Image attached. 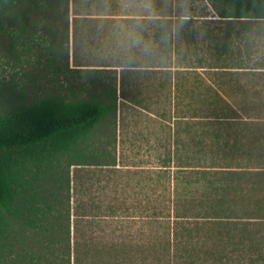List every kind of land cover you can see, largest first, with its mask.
Listing matches in <instances>:
<instances>
[{
	"label": "rangeland",
	"instance_id": "374dc122",
	"mask_svg": "<svg viewBox=\"0 0 264 264\" xmlns=\"http://www.w3.org/2000/svg\"><path fill=\"white\" fill-rule=\"evenodd\" d=\"M20 19L0 18V115L42 99H67L80 83L81 98L102 89L116 95L115 116L96 133L99 165L60 157L39 172L38 195L57 217L62 256L68 223L72 264H162L179 255L172 247L177 233L198 239L179 223L195 213L191 166L205 153L192 137L208 129L207 86L220 82L221 68H264V20L221 19L209 0H69L66 12L62 6L48 17ZM137 23L142 42L121 39ZM51 46L60 50L49 54ZM255 75L235 79L255 89L264 72ZM34 232L36 251L47 235ZM203 234L196 262L248 264L245 247L228 244L226 235ZM237 249L242 252L231 253Z\"/></svg>",
	"mask_w": 264,
	"mask_h": 264
},
{
	"label": "trees",
	"instance_id": "16d2710c",
	"mask_svg": "<svg viewBox=\"0 0 264 264\" xmlns=\"http://www.w3.org/2000/svg\"><path fill=\"white\" fill-rule=\"evenodd\" d=\"M209 2L221 19H264V0ZM68 4L69 0H0V18L48 17L62 6L68 11ZM53 50L60 49L51 46L49 54ZM65 57L68 60V51ZM76 88H72V96L67 99H42L17 112L0 115V264H72L70 225L68 223L65 230L64 257L59 248L60 231L55 226L57 217L50 215V205L38 195L39 172L48 170L60 157L70 159L71 165L98 164L95 160L99 153L94 146L99 140L96 133L109 115L116 114L115 92L101 88L103 94L92 90L81 98L79 93L84 84ZM214 94L216 99L210 104V112L219 118L225 108L229 111L231 108L225 101L220 105L218 92ZM199 112L201 114V109ZM105 138L108 139L106 135ZM220 170L215 174L221 177L236 174L229 167ZM195 173L200 178L194 197L195 213L185 215L183 219L187 222L179 224L185 225V231L191 236L196 234L198 239L184 240L177 233L178 243L172 247L176 246L175 252L179 255L167 258L162 264H208L203 260L196 262L194 258L201 253L206 231L212 237L226 235L230 240L228 244L245 247L248 264H264V191L260 195L246 193L237 198L227 192L226 186H213L205 180L212 174L210 170L198 169ZM254 175L264 173H248V176ZM44 231L46 242L41 238ZM32 232L41 238L36 251L31 248ZM166 249L171 254V247ZM237 252L242 250L231 253ZM223 260L219 259L217 264H228ZM76 262L79 264L78 259Z\"/></svg>",
	"mask_w": 264,
	"mask_h": 264
},
{
	"label": "crops",
	"instance_id": "0c3cea01",
	"mask_svg": "<svg viewBox=\"0 0 264 264\" xmlns=\"http://www.w3.org/2000/svg\"><path fill=\"white\" fill-rule=\"evenodd\" d=\"M219 70H224L220 71L224 73L217 74L220 82L216 81L214 84L210 82L211 86H207V90L212 95H209L212 98L209 102L212 103L216 99L214 92L217 91L220 96V105L221 101H225L230 105L231 110L225 108V111L219 114V118L212 113L203 116L208 120V129L193 132L194 146H198L205 153L201 163L191 166L194 169L195 184L198 187V181H200L195 173L196 170L208 169L212 174L205 180L212 182L213 186H226L227 192L237 195V198L246 193L260 195L264 191V175L248 176V173L256 171L264 173V81L255 89L249 86L252 90L250 92L245 89L249 87L242 85L235 78L243 75L256 76L255 72H264V68L236 67ZM228 78L227 83L222 86V80ZM247 104L252 107L247 109ZM258 107L261 113H258ZM221 167H229L230 171L236 174L227 177L215 174L221 171ZM234 176H237L236 180L231 182ZM248 242L246 240L245 244Z\"/></svg>",
	"mask_w": 264,
	"mask_h": 264
},
{
	"label": "clouds",
	"instance_id": "9594fccd",
	"mask_svg": "<svg viewBox=\"0 0 264 264\" xmlns=\"http://www.w3.org/2000/svg\"><path fill=\"white\" fill-rule=\"evenodd\" d=\"M144 11L148 14L149 18H155L154 12L150 5H146ZM138 19V18H137ZM140 25L137 23L132 26V30L124 34L121 39H125L132 45H139L142 42V36L139 34Z\"/></svg>",
	"mask_w": 264,
	"mask_h": 264
}]
</instances>
